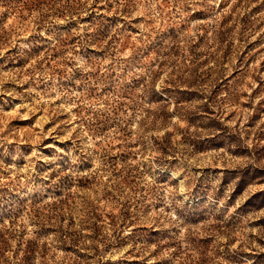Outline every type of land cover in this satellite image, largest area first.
<instances>
[{
  "label": "rangeland",
  "instance_id": "obj_1",
  "mask_svg": "<svg viewBox=\"0 0 264 264\" xmlns=\"http://www.w3.org/2000/svg\"><path fill=\"white\" fill-rule=\"evenodd\" d=\"M0 264H264V0H0Z\"/></svg>",
  "mask_w": 264,
  "mask_h": 264
}]
</instances>
